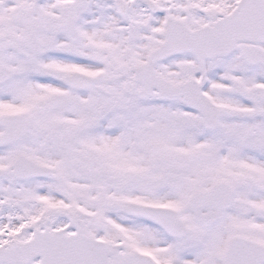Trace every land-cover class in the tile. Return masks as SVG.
Masks as SVG:
<instances>
[{"label":"snow or ice","instance_id":"snow-or-ice-1","mask_svg":"<svg viewBox=\"0 0 264 264\" xmlns=\"http://www.w3.org/2000/svg\"><path fill=\"white\" fill-rule=\"evenodd\" d=\"M0 264H264V0H0Z\"/></svg>","mask_w":264,"mask_h":264}]
</instances>
